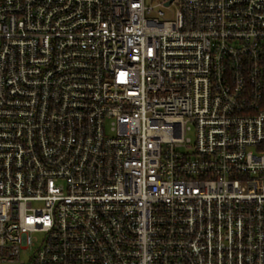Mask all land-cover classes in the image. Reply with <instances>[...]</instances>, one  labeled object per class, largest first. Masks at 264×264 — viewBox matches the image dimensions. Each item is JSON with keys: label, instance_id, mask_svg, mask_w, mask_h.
<instances>
[{"label": "built area", "instance_id": "2783aa9c", "mask_svg": "<svg viewBox=\"0 0 264 264\" xmlns=\"http://www.w3.org/2000/svg\"><path fill=\"white\" fill-rule=\"evenodd\" d=\"M0 264H264V0H0Z\"/></svg>", "mask_w": 264, "mask_h": 264}, {"label": "rangeland", "instance_id": "374dc122", "mask_svg": "<svg viewBox=\"0 0 264 264\" xmlns=\"http://www.w3.org/2000/svg\"><path fill=\"white\" fill-rule=\"evenodd\" d=\"M147 4H155L156 0H146ZM158 9V7L156 8V10ZM168 14V13H167Z\"/></svg>", "mask_w": 264, "mask_h": 264}]
</instances>
